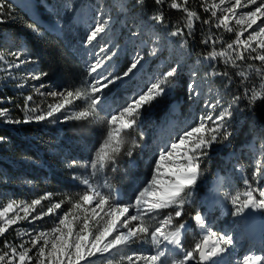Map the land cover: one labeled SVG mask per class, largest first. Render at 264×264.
Returning a JSON list of instances; mask_svg holds the SVG:
<instances>
[{"label":"snow or ice","instance_id":"6c2138e0","mask_svg":"<svg viewBox=\"0 0 264 264\" xmlns=\"http://www.w3.org/2000/svg\"><path fill=\"white\" fill-rule=\"evenodd\" d=\"M154 2L162 6L165 0H154ZM136 3L142 5L144 0H136ZM187 4L188 0H183L182 3L172 0L169 6L172 9H183L187 14L186 27L188 34L191 35L193 22L198 19V16L196 12L189 11ZM225 4L226 0H220L219 5L213 6V8H219L221 13L218 17L219 23L215 27L222 26L227 32H233L234 28L229 22L235 18V24L240 30L235 32L236 39L219 52L214 48L217 43L216 38L209 36L208 39L202 40L204 44L210 42L213 45V50L204 59L216 61L219 57L226 66L230 64L232 67L239 66L237 61L246 59L259 61L261 67L255 68L253 64H249L248 69H254L264 78V19H262L264 18V0H234V3L229 0L230 6H225ZM248 5L254 6V9L237 11ZM12 9L13 5L8 0H0V23L5 22V16L11 17ZM67 11L73 12V6L68 5ZM205 11H211L212 17L218 16L216 10L205 9ZM149 19L160 24L164 19L163 12L158 11ZM93 20L94 23L90 25L82 41L83 47L91 50L93 55L91 62L86 64L87 76L82 86L72 90L63 89L46 93L53 98L59 97L62 101L49 105L47 111H39L35 107L30 108L29 103L33 97L29 95L25 99L24 120L6 119L5 121L19 124L31 121L43 122L48 121L49 118L53 123L88 120L91 124L103 125L106 129L102 142L95 149L91 160L84 165L90 170V174L83 177L73 175V179L83 186V190L77 194L78 198L68 197L71 207L63 211L61 215L57 210H62V203L57 202L51 204L46 212L41 209L39 215L32 216V221L50 214L57 217V222L51 229L42 230L35 235L32 232L25 233L32 237L31 245L37 249L35 264H81V262L94 264L98 256L106 259L107 264H114V258L118 254L120 259L115 261V264H124V262L140 264L141 261L143 264H164V258L170 254L178 257L173 260L172 264H224L223 257L234 247L235 236L232 233L213 230L207 222V217L201 211H197L192 219L203 235L193 247L185 248L183 234L186 224L183 222V216L185 205L188 203L187 197L195 189L202 175L203 160L208 156L214 143L223 144L231 136L229 127L234 117L233 107H238V101L242 97L234 96L232 102L226 107L222 106L220 99H217L215 103L206 101L205 106L210 110L209 114L202 115L196 126L183 130L178 135V139H173L170 144L162 146L158 156L153 157L154 163L150 162L151 178L137 189L131 203L119 202V194L114 196L111 191L106 192L104 189L107 184L96 183L95 177L103 174L110 167L115 169L121 150L128 143V135L138 127L144 111L150 109L155 102L171 92L179 65L172 66L167 71L150 78L146 89L134 93L125 102V106L119 110H112L106 118L101 119L99 111L106 98L105 92L113 85L129 79L142 70L145 57L141 52H136L122 73L108 71L110 62L119 51L108 43L111 18L100 10L95 13ZM203 23L210 24L211 20H204ZM28 27L38 33V28L34 24H29ZM249 29L252 31L247 39H241L242 34ZM132 35L136 36L137 33L134 32ZM168 35L183 37L184 30L176 28ZM253 41H255V46H253ZM241 46H243L242 49L237 51ZM229 50L234 54V58L228 55ZM156 51L157 49L153 48L148 55L153 56ZM245 52L247 56L244 55ZM5 53L14 58L6 62L7 66L3 69L8 72L9 79H16L12 75L14 69H21L27 64L35 63L26 49L0 50V61L5 60ZM211 74L229 77L226 71ZM45 75L47 74L42 72L27 71L23 74V79L25 81L27 79L40 80ZM237 75L244 78L241 84H245L246 73L237 72ZM195 76L196 73H192V79L188 84L189 101L196 100L200 95ZM229 83H231L230 77ZM23 86V84L18 85V87ZM40 88H44V85L41 84ZM44 94L41 93V95ZM243 98L248 100L249 107H254L257 100L264 101V89L259 92L252 90L249 95V89L245 87ZM76 100H83L85 107L83 110L69 111L67 106L72 105ZM217 107H221V111L218 115H213ZM29 112L32 115H28ZM56 113H61L63 119L57 117ZM7 115V109H0V118H6ZM209 122H211V127H209ZM4 139L0 137V143H3ZM140 139H143V133L140 134ZM132 145L140 146L136 139L132 140ZM132 154V149L129 148L127 155L131 157ZM177 156L179 159H176ZM77 163L72 160L68 167H75ZM165 164L168 165L166 178L162 173ZM262 176H264V163L257 161L251 180L248 177L243 179V184L247 189L243 194L217 191V195L222 196L220 203L231 206L229 209L231 216L243 220L251 213H264V189L252 187V181H258ZM38 205H41V199H34L31 204L22 205L24 216L19 219H27L37 210ZM12 208L13 203H9L0 211V235L6 233L9 226L17 223V216H8ZM165 210H169L167 215H163ZM147 243L151 244L153 254L145 256L132 251L133 246ZM5 247L9 248L10 252L5 251L0 254V264H30L33 261V257L29 255L30 249L24 244H21L18 249L5 241ZM125 250H128L130 254L122 255L121 253ZM240 264H264V255L246 254Z\"/></svg>","mask_w":264,"mask_h":264},{"label":"rangeland","instance_id":"374dc122","mask_svg":"<svg viewBox=\"0 0 264 264\" xmlns=\"http://www.w3.org/2000/svg\"><path fill=\"white\" fill-rule=\"evenodd\" d=\"M10 1L17 5L21 10L25 11L34 20V22H36V26L38 28L37 35H42L44 32L53 35L68 48L72 57L75 58V60L81 65L80 68L77 67V75L73 76L67 83L69 86L68 88H70L71 90L82 86V82L87 76V73L85 72L86 64L88 62H91V60L93 59L91 50H86L82 45V41L85 37L86 32L89 30L90 25L94 23L93 18L97 11L102 10L106 16H110L111 32L108 36V43L119 50L118 55L115 56L110 62L108 71L116 73L115 67L117 66L118 60L124 59V62H128L129 65L132 57L136 52H141L144 55L145 59L143 62L142 70L136 72V74L129 79H125L122 82L113 85L109 89V97L106 96L105 92L106 98L99 111V116L101 119L106 118V115L112 110H119L122 106H125V102L134 93H138L142 89H146L147 85L149 84L150 78H154L158 73L167 71L172 66L179 65L178 72L173 79L174 86L171 89V92L167 96L155 102V104L150 109H146L144 111L138 127L134 131H131L135 133L136 137L128 136V143H126L123 148L130 147L133 154L131 157H129L127 154H125L124 156L125 159L122 163L123 166L121 169V176L118 177V179L122 182V187H112L110 185V178L106 175L105 172L95 177L96 183L107 184V187L104 189L106 192L111 191L114 196L117 193L119 194V202H121L124 198V201L126 203L128 199L125 197L124 193L127 192V194H134L139 187H142L144 183L151 178V163H154L153 157L158 156L159 150L162 146L168 145L162 144L165 140L162 136L167 131L165 130L163 131V133L161 132L162 134L160 136H157L156 133L157 131H160L158 127V122L160 121L161 117L160 112L165 109L166 100L170 99L173 94L185 92V95L180 99L179 104L174 105L171 113V115L175 119L179 118V120H177L179 127L176 131V133L179 135L188 127L196 126L202 115L206 116L209 114L210 110L205 106L206 101L215 103L217 99H220L222 102V106L224 107L232 102L231 98L226 95V92L225 90H223V88L230 86L231 83H229V77L231 78V81L235 79V76L237 79L238 77L240 79H244L243 77L237 75V72L246 73L247 79L245 84H248L250 82V87H248L249 95L251 94L252 90L259 92L264 89V78L258 75L254 69H248L249 64H253L255 68L261 67L259 61H253L251 59L237 61V64L239 65L238 67H232L230 64L226 66L223 60L219 57L216 61H208L205 60L204 57L194 58L192 61H190L186 58L189 51L188 46L180 36L174 37L176 39H164L155 31L154 28L142 27V25L134 17H131L129 14H127V8L124 6L125 0ZM201 1L206 4V7L208 9L216 10L218 13L217 18L219 17V15L221 14L219 8H213V6L219 5L220 0ZM177 2L182 3L183 0H178ZM231 2L234 3V0H231ZM68 5L73 6V12L67 11ZM225 6H230L229 0H226ZM253 9L254 6L248 5L243 9H237V11L240 12ZM173 10L180 11L182 9ZM208 12L209 14H211V11ZM183 21L187 25V17L183 19ZM229 23L234 28V31L230 32L232 33V35L229 37V39L233 42L236 39L235 32L239 31L240 28L235 24V18L230 20ZM253 27L255 28L256 26L254 25ZM185 30L188 33L187 27ZM251 31L252 29H249L247 30V32H244L241 36V39H247ZM134 32L137 33L136 36L132 35V33ZM2 36L4 37L3 40L7 44L6 49L8 51L18 50L13 49V46L10 43H7L9 42V40L5 34H3ZM232 42L229 41L228 43ZM252 43L253 46H255V41H253ZM182 44L184 45L183 47L181 46ZM226 46L223 45V48L218 47L219 50L217 52L226 48ZM242 47L243 46H241V48H238L237 51L241 50ZM153 48L157 49L156 54L153 56H149L148 53ZM228 55H232L234 58V54L231 52V50L228 51ZM244 55L247 56V52H245ZM252 55H255V53H252ZM13 59V57L8 56L7 53H5V60L0 61V92L3 90V84L8 81V72L3 71V69H5L7 66L6 62ZM249 60H251L252 62H249ZM17 70L21 72L22 78L23 74L27 71L39 73L36 62L27 64L26 66ZM225 71L229 73V77L211 74L213 72L222 73ZM192 73H196L195 82L200 95L196 100L189 101L188 84L192 79ZM177 80L182 81V86L179 85ZM41 84L44 85V88H40ZM26 85L30 86L38 94V96L42 97L53 98L49 95H46V93L57 91L56 87L50 82L44 81L43 77L40 80L27 79L24 82V86ZM41 93L45 94L41 95ZM53 99L56 101L55 104L62 102L59 97ZM3 102L4 101L0 96V104H3ZM75 105L78 106V109L75 107ZM67 107L69 111L83 110V108L85 107V102L83 100H76L73 101L72 105ZM236 108L237 106L233 107L234 117L231 120L229 131L231 132V136L239 134V136L241 137V139L237 138V140H234V144H237L234 149L238 157H234L232 155V152L227 151L225 153H220L218 156L211 159V156H214L211 154L212 151L215 148L218 149L221 145L220 143H214L209 151L210 154H208V156L203 160V163L201 165L202 175L200 177V181H198V183L200 184L201 179H205V174L211 168H214L212 177L210 178L211 184H209L204 192L200 191V194L197 196V198L194 197L192 201L193 203L190 202V205L194 204L196 212L201 211L207 217V222L213 230L217 232L232 233L235 236V245L230 250L232 257L229 264H240L243 256L249 253L264 255V244L256 247L252 243H247V241L249 242V240H252V238H254L253 236H251L252 238H248V236L241 234L240 230L247 224L244 219L241 220L240 218H235L230 214L229 216L225 217L223 221H221L222 216L219 215L220 211L218 214H208V211L210 210L208 203L210 201H206L207 196L211 192L212 181L218 180L221 183L220 193L229 192L230 194H235L236 192H240L241 194H243V192L247 190L245 185L243 184V176L245 175L244 177H248L251 180L252 173L255 170L256 162L260 161L264 163V134H262V136H257L255 134V126H258V123L253 117H251L250 119H245V115L242 112L237 111ZM220 111L221 107H217L213 115H218ZM55 115L60 119H63L61 113H56ZM6 119H9L8 115L6 118H0V127L13 130L16 124L7 123L5 122ZM73 121L75 120H70L65 123H53L51 122V118H49L48 121H31L27 124L32 123L43 128L56 129L57 137L59 140H61L64 138L63 126H66ZM89 126L92 127V135H88L87 141H84L87 143L79 142L76 140H67L68 142H66V144H63L58 141L57 145L54 146L52 150L53 156L59 157L61 160H63L66 166H68L69 162L72 160L77 161L78 163L75 167L68 168L73 170L75 175L81 177L90 174V170L85 168L84 165L91 160L95 149L98 147L99 143L102 142L106 134V129L103 125L90 124ZM209 127H211V122H209ZM141 133H143V139H140ZM178 135L176 139H178ZM133 139H136L138 141L140 145L139 147H135L132 145ZM4 142L5 143H3V145L5 146L6 144V147H9L8 141ZM19 144L20 143H18L17 145ZM2 149L3 148L0 146V150ZM2 158L3 157L0 156V159ZM234 158L245 165L244 167L246 169L245 172H243V176L239 172V170L241 169L239 163L236 162ZM176 159H179V156H177ZM4 160H6V162H10L8 158ZM19 162L20 161H12V168H19ZM111 170L113 173L116 168L114 170ZM162 173L166 178L168 175L167 164L163 166ZM5 177L6 171L2 170L0 163V211H2L3 208L6 207L9 203H13V208L9 210L8 216H17V223L9 226L6 233L0 235V254H3L5 251L10 252V249L5 247V241H8L18 249L21 244H24L30 249L29 255L33 257V261L30 262V264H35L37 249L31 245L32 237L26 235L25 233L32 232V234L35 235L42 230H49L57 222V217L50 214L48 216H44L43 218L32 221V216L39 215V211L41 209L45 212L47 211V208L50 206L48 202L47 206H44L42 204L38 205L39 207L37 208V210L29 215L27 219L20 220L19 217L24 216L22 205L26 203L22 199H19L17 195H15L14 191L10 187V181ZM252 187L264 189V176H262L258 181H252ZM256 195L258 196V193H256ZM218 205H220V203H218ZM228 207L229 210L231 206L228 205ZM57 211L61 215L63 214L61 210ZM260 214L262 217L261 227L263 233L261 234V238H259L258 241H260V239H264V213ZM163 215L167 214L163 213ZM192 224V230L187 235V237H185L183 242L186 246L193 247L196 242H199L201 240L203 232L198 226L195 225L194 220ZM40 243H42V241ZM245 250L249 253H245ZM132 251L145 256L153 254L152 246L150 243L144 245H135L133 246ZM258 251L261 253H257ZM121 254L128 255L130 254V252L128 250H125ZM176 258L178 257L170 254L164 258V264H172L173 260ZM119 259L120 255L118 254L114 258V264L115 261H118ZM81 264H83V262H81ZM94 264H107V260L98 256L95 258ZM124 264H126V262H124ZM140 264H143V261H141Z\"/></svg>","mask_w":264,"mask_h":264},{"label":"trees","instance_id":"16d2710c","mask_svg":"<svg viewBox=\"0 0 264 264\" xmlns=\"http://www.w3.org/2000/svg\"><path fill=\"white\" fill-rule=\"evenodd\" d=\"M8 2L13 5V9L11 17L5 16V22L0 23V50L7 48V44L2 36L5 34L9 40L7 43H10L13 49L20 50L25 48L28 51L29 55L35 60L39 72L47 74L43 76L44 81L50 82L57 90L70 89L67 83L73 76L77 75V67L80 68L81 65L72 57L68 48L53 35L46 32L42 35H37V32H33L28 25L34 24L36 26V22L13 2L10 0ZM171 2L172 0H165L162 6H158L154 0H144L142 5H138L136 0H125L124 6L127 8V14L134 17L142 27L154 28L164 39H176L168 34L176 28H182L184 36L180 37L188 46L189 51L186 58L190 61L194 58L205 57L213 50V45L210 42L208 44L201 42L208 39L209 36L217 40L214 46L215 51L219 50L218 47L223 48V45L226 46L229 41L232 42L229 39L232 33L227 32L222 26L220 28L215 27L219 23L218 18L212 17L208 11H205L208 8L201 0H188V4L186 5L189 11L196 12L198 16V19L194 21V29L191 35L186 32V23L183 21L187 17V14L183 9L180 11L171 9L169 7ZM158 11H162L164 16L163 22L160 24L149 19L150 16H153ZM204 20H211V23L204 24ZM221 41L223 42L221 43ZM249 62L252 61L249 60ZM117 64L116 69L119 70V73H122L128 66V62H124V59L119 60ZM12 75L16 79H9V74H7L8 81L3 84V90L0 92L1 99L4 101L3 104H0V108L8 110L9 119L24 120L26 114L24 108L25 99L29 95L33 97V100L29 103V107H35L39 111H47L49 105L56 103L53 98L38 96L30 86L18 87L20 84L24 85L25 82L19 70L14 69ZM235 79L231 81L229 87L224 86L223 90H225L226 95L231 100L237 95L242 97L238 101L236 110L242 112L245 115V119L253 117L258 123V126H255V134L262 136L264 134V101L257 100L254 107H249L248 100L243 98V88L250 87V82L242 85V79L239 77L237 79L236 76ZM177 82L182 86V81L177 80ZM106 94L109 97V93ZM179 94L176 93L172 98L166 100L165 109L160 112L161 120L170 117L173 106L179 103L185 92ZM75 107L78 109L77 105ZM28 115H32V113L29 112ZM90 124L88 120H81L79 122L73 121L63 126L64 138L61 140L57 137L56 129L43 128L32 123L27 124L22 122L16 124L13 130L0 127V137L5 138L4 141H8L9 143V147H6V144L5 146L3 145L5 142L0 143V146L3 148L0 150V156L10 160V162H6L2 158L0 159V163L2 170L6 171L5 178L10 181V187L15 195L26 204H31V201L34 199H41V204L44 206H47L48 202L49 205L61 202V211H67L71 207V204L68 203V197L78 198L77 194L83 188L79 185L78 181L72 179L74 171L68 168L59 157L53 156L52 150L58 141L63 144H66L69 140L87 141L88 135H92ZM128 136H133V133H129ZM237 138L241 139L239 134L232 135L218 149L215 148L211 153L214 155L211 156V159L227 151L232 152L233 156L236 157L237 154L234 148L237 144H234V140H237ZM18 143L20 144L17 145ZM129 148L122 149L121 155L117 160L116 170L113 173L111 167L105 171L106 175L110 178V185L114 188L122 187V182L118 177L121 176L124 156L127 154ZM12 161H20L18 163L20 164V166L18 165L19 168H12ZM213 169L211 168L205 174V179L203 180L202 178L199 186L187 197L188 203L184 208L185 214L183 220H191L194 216L196 209L194 204H190L193 203L194 197L197 198L200 191L209 184ZM244 169L246 168L244 167ZM124 195L128 200L126 203L124 201L123 204L133 201L134 194H127L126 192Z\"/></svg>","mask_w":264,"mask_h":264},{"label":"bare ground","instance_id":"6f19581e","mask_svg":"<svg viewBox=\"0 0 264 264\" xmlns=\"http://www.w3.org/2000/svg\"><path fill=\"white\" fill-rule=\"evenodd\" d=\"M220 198L217 195L216 196V201H219ZM224 206V205H223ZM246 221V225L244 226V228H246L245 230L248 229L249 233H252V236L255 238V235H259V230L262 224V217L261 214L259 212L256 213H251L246 219H244ZM249 227V228H248ZM243 230V228L241 229ZM247 234V233H246ZM245 253H249L246 250L244 251ZM243 252V253H244ZM261 255V254H260ZM238 256V255H237Z\"/></svg>","mask_w":264,"mask_h":264}]
</instances>
